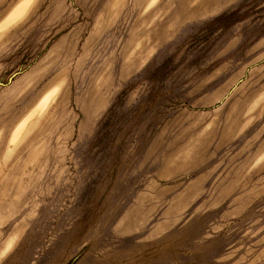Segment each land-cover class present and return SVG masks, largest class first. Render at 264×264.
I'll return each mask as SVG.
<instances>
[{
	"label": "rangeland",
	"instance_id": "obj_1",
	"mask_svg": "<svg viewBox=\"0 0 264 264\" xmlns=\"http://www.w3.org/2000/svg\"><path fill=\"white\" fill-rule=\"evenodd\" d=\"M0 264H264V0H0Z\"/></svg>",
	"mask_w": 264,
	"mask_h": 264
}]
</instances>
